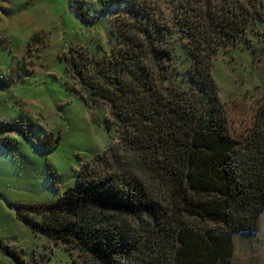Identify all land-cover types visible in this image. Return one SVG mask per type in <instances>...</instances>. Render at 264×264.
Segmentation results:
<instances>
[{"label":"trees","instance_id":"trees-1","mask_svg":"<svg viewBox=\"0 0 264 264\" xmlns=\"http://www.w3.org/2000/svg\"><path fill=\"white\" fill-rule=\"evenodd\" d=\"M185 1L176 29L142 24L134 4L109 55L65 59L84 104L107 106L118 142L84 163L56 201L23 204L34 217L19 216L92 264H230L233 235L255 231L264 210V101L248 136L236 139L212 76L215 51L257 13L250 0ZM171 34L192 59L187 81L169 79Z\"/></svg>","mask_w":264,"mask_h":264},{"label":"rangeland","instance_id":"rangeland-1","mask_svg":"<svg viewBox=\"0 0 264 264\" xmlns=\"http://www.w3.org/2000/svg\"><path fill=\"white\" fill-rule=\"evenodd\" d=\"M204 1L211 7L215 2H197ZM184 3L0 0V242L29 264H92L71 242L33 231L19 214L34 215L20 206L56 201L76 183L84 163L119 138L115 126L106 128L107 106L84 104L65 59L76 62L79 53L93 60L109 55L118 44L116 35L134 19L128 6L140 5L137 17L144 25L149 19L176 29L185 14L176 5ZM246 7L257 14L252 13L245 34L212 57V76L236 139L248 136L264 101V0H250ZM168 41L169 79L187 81L192 59L177 34ZM229 259L230 264H264V210L255 231L233 235ZM0 264H17L1 246Z\"/></svg>","mask_w":264,"mask_h":264}]
</instances>
